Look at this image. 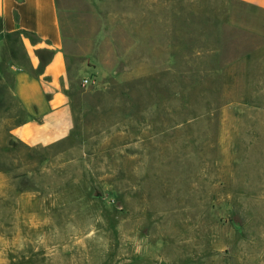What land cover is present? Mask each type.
Masks as SVG:
<instances>
[{
    "label": "rangeland",
    "instance_id": "obj_1",
    "mask_svg": "<svg viewBox=\"0 0 264 264\" xmlns=\"http://www.w3.org/2000/svg\"><path fill=\"white\" fill-rule=\"evenodd\" d=\"M66 4L71 137L23 145L0 82V264H264V11Z\"/></svg>",
    "mask_w": 264,
    "mask_h": 264
},
{
    "label": "crops",
    "instance_id": "obj_2",
    "mask_svg": "<svg viewBox=\"0 0 264 264\" xmlns=\"http://www.w3.org/2000/svg\"><path fill=\"white\" fill-rule=\"evenodd\" d=\"M62 1L0 0V82L24 113L12 134L27 147H54L75 129L69 94L74 37L67 33L72 12ZM237 1L264 11V0Z\"/></svg>",
    "mask_w": 264,
    "mask_h": 264
}]
</instances>
